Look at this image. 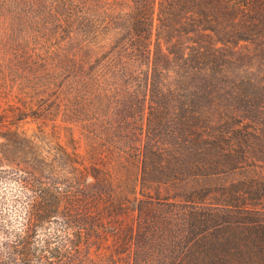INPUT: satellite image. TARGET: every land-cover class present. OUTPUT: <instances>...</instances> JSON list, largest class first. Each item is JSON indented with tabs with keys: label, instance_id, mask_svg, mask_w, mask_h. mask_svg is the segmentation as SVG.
Segmentation results:
<instances>
[{
	"label": "trees",
	"instance_id": "1",
	"mask_svg": "<svg viewBox=\"0 0 264 264\" xmlns=\"http://www.w3.org/2000/svg\"><path fill=\"white\" fill-rule=\"evenodd\" d=\"M0 264H264V0H0Z\"/></svg>",
	"mask_w": 264,
	"mask_h": 264
},
{
	"label": "rangeland",
	"instance_id": "2",
	"mask_svg": "<svg viewBox=\"0 0 264 264\" xmlns=\"http://www.w3.org/2000/svg\"><path fill=\"white\" fill-rule=\"evenodd\" d=\"M130 213H128V214H126V215H124L125 216V218H129L130 217Z\"/></svg>",
	"mask_w": 264,
	"mask_h": 264
}]
</instances>
